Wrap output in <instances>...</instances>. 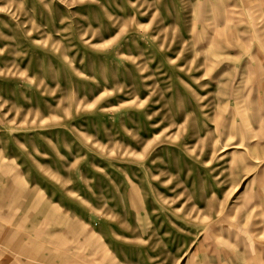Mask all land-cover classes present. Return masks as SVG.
<instances>
[{
  "label": "rangeland",
  "instance_id": "374dc122",
  "mask_svg": "<svg viewBox=\"0 0 264 264\" xmlns=\"http://www.w3.org/2000/svg\"><path fill=\"white\" fill-rule=\"evenodd\" d=\"M0 264H264V0H0Z\"/></svg>",
  "mask_w": 264,
  "mask_h": 264
}]
</instances>
